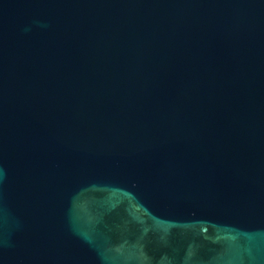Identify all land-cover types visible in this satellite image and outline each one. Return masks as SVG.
I'll list each match as a JSON object with an SVG mask.
<instances>
[{
	"label": "water",
	"instance_id": "water-1",
	"mask_svg": "<svg viewBox=\"0 0 264 264\" xmlns=\"http://www.w3.org/2000/svg\"><path fill=\"white\" fill-rule=\"evenodd\" d=\"M0 264H264V0H0Z\"/></svg>",
	"mask_w": 264,
	"mask_h": 264
}]
</instances>
